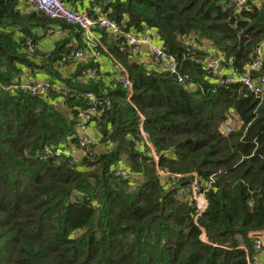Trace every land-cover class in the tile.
<instances>
[{
	"label": "trees",
	"instance_id": "1",
	"mask_svg": "<svg viewBox=\"0 0 264 264\" xmlns=\"http://www.w3.org/2000/svg\"><path fill=\"white\" fill-rule=\"evenodd\" d=\"M88 12L123 31L114 39L100 30L105 69L77 24L0 0V264H264L249 237L264 231V97L218 83L205 66L215 52L221 74L247 71L264 46V0L243 9L231 0H92ZM54 30L71 36L46 51L40 42ZM132 31L156 33L177 78L130 52ZM76 49L84 60H64ZM110 55L128 72L130 97ZM262 72L264 58L254 77ZM27 76L61 89H7ZM87 92L103 103L82 121L93 109ZM80 126L91 140L77 159L64 150L79 143ZM193 173L208 200L202 214L190 200Z\"/></svg>",
	"mask_w": 264,
	"mask_h": 264
},
{
	"label": "built area",
	"instance_id": "2",
	"mask_svg": "<svg viewBox=\"0 0 264 264\" xmlns=\"http://www.w3.org/2000/svg\"><path fill=\"white\" fill-rule=\"evenodd\" d=\"M238 8H242L246 6L247 0H231ZM21 4L27 10H37L45 13L48 16L57 19H63L68 23L77 24L83 30V39L88 45V48L92 50V57L94 58L95 63H101V56L108 53L106 47H104V43L102 41L100 30H104L108 36L118 39L122 37L123 31L121 26L118 24L117 21L104 16V15H97L96 17H91L89 12L86 10H79L71 5H69L64 0H21ZM51 32V31H50ZM126 42L129 45L130 52L138 53L142 50L143 47L149 48L151 51L153 65L166 63L167 68L174 74L178 73L177 64L172 58L169 56L165 51L163 45L158 42V36L154 32H145L143 34H139L137 32H130L125 35ZM97 46H102L101 51L95 50ZM122 49V46H120ZM132 48V49H131ZM103 51V52H102ZM86 57V52L81 49H76L70 53L69 56H64V60L67 59H75V60H84ZM110 57L113 59L114 63L112 62V68L114 71L119 73L120 80L130 88L129 97L132 94V84L128 76V72L126 68L117 62L112 55ZM264 58V46H260L257 48L254 58L252 61L247 65V71L239 74L237 72H229L221 74L220 66L221 63L216 56L215 52H213V57L209 59L205 66L212 70L215 74H220V84L230 83V84H241L247 89H249L255 96L257 97H264V72L260 73L258 78L254 77V72L258 73L262 69V59ZM110 65V64H109ZM157 66V65H156ZM158 68H160L158 66ZM97 68L94 70L88 69V77L92 78L96 75ZM9 90H17L22 89L28 91V93H32L35 95L38 94H45L49 92V90L53 91H60L61 87L56 84L50 82L49 79H36L31 76H27L26 78L11 84L7 87ZM84 97H86L87 102L93 107L90 108L87 112H82L79 114V117L82 121L90 120L91 115L95 114L97 111L98 106H102V101H100L93 92H87ZM95 106H97L95 108ZM234 121V120H233ZM235 122V121H234ZM233 124L226 123L222 127V132L230 133L234 129ZM90 129L88 130L85 126H80L79 129V137H78V144L76 147L80 148L86 147L91 140ZM89 137V138H88ZM64 153L67 155H73V149L67 148L64 150ZM129 170L126 168H119L117 170V174L121 175L122 177L127 178ZM162 174H165L161 171ZM174 177H179L180 175L171 174ZM193 181L188 187L191 196L190 200L195 203L196 207L198 208L199 214H202L206 211L208 207V200L206 198L205 192L201 189V183L203 179L196 173H193ZM181 177V176H180ZM249 237L254 240L255 250L262 249L261 254L264 258V231L257 230L252 231L249 233ZM250 264H263L260 260H254L250 262Z\"/></svg>",
	"mask_w": 264,
	"mask_h": 264
},
{
	"label": "crops",
	"instance_id": "3",
	"mask_svg": "<svg viewBox=\"0 0 264 264\" xmlns=\"http://www.w3.org/2000/svg\"><path fill=\"white\" fill-rule=\"evenodd\" d=\"M91 2H92V0H76L75 2H68V3H69V5L73 6L76 9L88 11V9L91 8ZM57 29H59V27H57ZM70 36L71 35L68 33L67 30H63V31H57V30L55 31L54 30L53 33L49 32L45 37L42 38L40 45L44 49H46V51H47L49 49H52L58 41L64 39L65 37L70 38ZM136 54L140 59L146 60L148 63L153 61L151 52L149 51V49L147 47H143L142 50ZM101 65H102L103 69L108 68L109 67L108 59L106 61L101 62ZM25 74H31V73L26 72ZM31 75H33V74H31ZM33 76L36 77V75H33ZM81 153H82V151H81ZM74 154L75 155L77 154V150L74 151Z\"/></svg>",
	"mask_w": 264,
	"mask_h": 264
},
{
	"label": "rangeland",
	"instance_id": "4",
	"mask_svg": "<svg viewBox=\"0 0 264 264\" xmlns=\"http://www.w3.org/2000/svg\"><path fill=\"white\" fill-rule=\"evenodd\" d=\"M58 107H59L60 109H62V108H61V104H59ZM236 119H237V118L233 116V120L235 121ZM234 121L230 120L229 124L231 123V124H233V125L235 126V122H234ZM90 134H91V133H90ZM92 134L94 135V131L92 132ZM94 136H95V135H94ZM88 138H89V137H88ZM69 147H71V148L74 149V150H77V154H76V155L74 154L76 158H78V159L81 158L82 153H81V149H80V148H77L75 144H71V145H69ZM79 147H80V146H79ZM95 150L98 152V151L102 150V148L99 146V147H97ZM180 176H181V175H180ZM180 176H179L178 178H177V177H174V178L179 179ZM138 179H140V178H138Z\"/></svg>",
	"mask_w": 264,
	"mask_h": 264
},
{
	"label": "clouds",
	"instance_id": "5",
	"mask_svg": "<svg viewBox=\"0 0 264 264\" xmlns=\"http://www.w3.org/2000/svg\"><path fill=\"white\" fill-rule=\"evenodd\" d=\"M235 121H236V120H235ZM224 125H225V124H224ZM223 133H224V132H223ZM78 148H80V147H78ZM80 149H81V148H80ZM74 151H75V150L73 149V155H74ZM81 151H82V150H81ZM82 154H83V152H82ZM82 156H83V155H82Z\"/></svg>",
	"mask_w": 264,
	"mask_h": 264
},
{
	"label": "water",
	"instance_id": "6",
	"mask_svg": "<svg viewBox=\"0 0 264 264\" xmlns=\"http://www.w3.org/2000/svg\"><path fill=\"white\" fill-rule=\"evenodd\" d=\"M173 76H174L175 78H177L178 75H177V74H173Z\"/></svg>",
	"mask_w": 264,
	"mask_h": 264
}]
</instances>
